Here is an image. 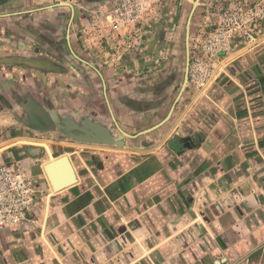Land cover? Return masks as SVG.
<instances>
[{
    "label": "crops",
    "instance_id": "obj_1",
    "mask_svg": "<svg viewBox=\"0 0 264 264\" xmlns=\"http://www.w3.org/2000/svg\"><path fill=\"white\" fill-rule=\"evenodd\" d=\"M118 1L0 0V162L40 192L31 224L0 226V264H264V36L139 135L173 87L132 82L160 77L161 38L146 23L113 31L102 20ZM62 156L78 182L55 192L44 166Z\"/></svg>",
    "mask_w": 264,
    "mask_h": 264
},
{
    "label": "rangeland",
    "instance_id": "obj_2",
    "mask_svg": "<svg viewBox=\"0 0 264 264\" xmlns=\"http://www.w3.org/2000/svg\"><path fill=\"white\" fill-rule=\"evenodd\" d=\"M140 2L143 4L144 12L132 25L144 26L146 23L150 27H157L161 38L158 48L161 60L157 66L160 77L153 78L149 75L135 77L132 82L137 83L142 79V84L147 87L159 83L163 86L170 84L173 89L168 105H171L184 81L187 60L186 24L195 0H140ZM112 6L111 10L114 8V5ZM262 6L264 0H201L191 24L189 83L179 104L189 101L195 91L207 89L220 74L221 65L226 58L251 49L260 41L259 37L264 36L260 34L264 14L260 16L258 10ZM90 7L84 16L85 24L90 26L95 24L94 27H97V5ZM222 33L226 35L223 39ZM89 34L95 37L91 31ZM147 34L146 37L150 38L151 34ZM118 35L120 37L122 34ZM212 43L217 46L212 47ZM149 56L150 52L144 57L147 68L152 66L148 64ZM168 73L174 74L175 77L169 78ZM194 73L198 75L197 80L191 77ZM173 119L166 126L170 125Z\"/></svg>",
    "mask_w": 264,
    "mask_h": 264
},
{
    "label": "built area",
    "instance_id": "obj_3",
    "mask_svg": "<svg viewBox=\"0 0 264 264\" xmlns=\"http://www.w3.org/2000/svg\"><path fill=\"white\" fill-rule=\"evenodd\" d=\"M143 12L144 8L140 0H119L104 17L113 31L122 33L126 32ZM258 12L260 16L264 14V6L260 7ZM221 35L223 39L225 34ZM110 37L108 35V39ZM211 46L217 45L212 43ZM191 77L194 80L198 79L197 73L192 74ZM39 193L36 182L28 170L21 169L13 163L0 162V226L31 224Z\"/></svg>",
    "mask_w": 264,
    "mask_h": 264
},
{
    "label": "water",
    "instance_id": "obj_4",
    "mask_svg": "<svg viewBox=\"0 0 264 264\" xmlns=\"http://www.w3.org/2000/svg\"><path fill=\"white\" fill-rule=\"evenodd\" d=\"M201 3V0H195L192 10L190 12L187 24H186V55H187V60H186V68H185V76H184V81L183 84L180 88L179 94L177 98L174 101V104L172 105L168 115L166 118L156 125L155 127L146 130L139 135L147 134L151 131L157 130L163 125L167 124L173 117L174 111L179 104V102L182 100L184 93L187 90L188 83H189V69H190V35H191V24H192V19L193 16L199 7ZM74 17V16H73ZM72 22V20H71ZM77 57V56H76ZM79 59V57H77ZM81 60V59H80ZM82 61V60H81ZM83 62V61H82ZM32 66H35V64H31ZM36 67L40 68L41 66L39 64H36ZM59 121V120H58ZM62 131L66 132L67 135L73 137L75 140L79 142H88V143H111L113 142L111 140L109 132L105 131L104 128L99 127L97 129V132L95 133H87L86 128L80 129L84 135H78L75 133L77 130L69 127L66 122H61L59 121ZM117 124V122H116ZM118 130L122 133V135L133 138L136 136H131L124 132L119 125L117 124ZM97 134V137L95 136ZM101 135V137H100ZM73 149H68L67 152H72ZM44 171L46 173V176L51 184L52 189L55 192H59L62 190H65L73 185H75L78 182L77 176L75 174V170L73 168L72 162L68 156H62L54 161H50L44 166ZM60 171V172H59ZM59 172V173H58Z\"/></svg>",
    "mask_w": 264,
    "mask_h": 264
},
{
    "label": "bare ground",
    "instance_id": "obj_5",
    "mask_svg": "<svg viewBox=\"0 0 264 264\" xmlns=\"http://www.w3.org/2000/svg\"><path fill=\"white\" fill-rule=\"evenodd\" d=\"M54 160H56V159H54ZM54 160H53V161H54ZM59 172H60V171H59ZM59 172H58V173H59Z\"/></svg>",
    "mask_w": 264,
    "mask_h": 264
}]
</instances>
